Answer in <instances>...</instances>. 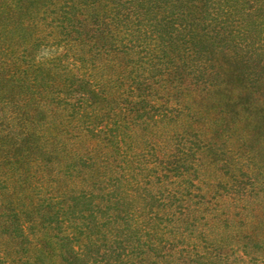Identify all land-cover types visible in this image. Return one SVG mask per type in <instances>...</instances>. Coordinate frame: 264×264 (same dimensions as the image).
Wrapping results in <instances>:
<instances>
[{
    "label": "rangeland",
    "instance_id": "374dc122",
    "mask_svg": "<svg viewBox=\"0 0 264 264\" xmlns=\"http://www.w3.org/2000/svg\"><path fill=\"white\" fill-rule=\"evenodd\" d=\"M109 1L104 2L111 7ZM117 7V12L122 17L127 14L128 20L145 17L142 21L146 24L159 23L162 36L171 37L175 50L188 47L194 50L193 56L185 57L193 64L183 77L187 83L186 109L197 111L198 115L184 124L191 125L188 130L191 141L194 136L190 130H195L194 125L199 127L196 135L203 140V146L195 162L194 174L199 178L194 181L207 190V197L202 205L192 203L180 236L181 244L176 249L196 252L198 257L195 256L194 263L187 257H179L167 228L164 234L168 236L167 242H163L160 251L149 252L147 264H264V0H120ZM57 16L63 24L70 18L68 14L46 10L40 1L0 0V258L4 260L18 256L29 257L34 264L65 263L64 253L59 256L54 250L58 246L53 238L56 231L39 230L40 225L56 218L57 207L48 206L45 197L63 189L68 195L71 193L70 178L55 174L53 163L57 158L53 151L62 136L57 135V142L48 140L44 128L48 120L57 123L49 109L64 96H57L54 89L57 79L45 69L55 52L44 39L42 29ZM106 17L103 15L104 22L96 19L93 35L89 36L92 33L89 27L88 36L83 38L86 49L96 58L99 55V59H108L113 52L109 43L114 42V35L106 38L103 34L108 27ZM119 37L116 32V41ZM220 65L228 67L232 74L229 77L222 74L226 69L222 70ZM22 70L28 76L23 78ZM215 82L220 85L219 103L203 101L205 89ZM229 89L237 94L224 103ZM147 124L142 133L149 136L151 123ZM148 139L147 143L140 140L135 157L128 156L130 148L125 151L124 159L131 171L126 177L118 169L122 159L111 152L110 175L121 178L116 190L105 189L102 195H106L97 200L103 209L101 232L106 231L112 237L117 264H125L124 251L129 241L125 178L132 183L141 181L142 189L130 193L135 198L136 211L144 216L146 228L159 227L166 216L164 211H172L165 207L166 191L171 185L157 180L158 166L154 174L151 172L156 169L157 162L154 164L152 160L157 158V152L154 155L150 149L153 137ZM67 141L63 140L64 145H68ZM195 145L198 147L199 143ZM94 148V153H98L101 145ZM140 171L152 177H141ZM34 187L40 191L39 196L32 194ZM144 189L151 190L148 193ZM197 208L199 211L193 212ZM166 224L171 225L168 221ZM49 227H55V221ZM38 231L41 236L35 239L33 235ZM137 234L153 245L165 238L161 234L152 235V231ZM37 240L43 241L42 252L36 251ZM190 242L197 249L194 246L190 249ZM49 251L52 258L47 260ZM38 253L44 257L34 261ZM76 264L93 263L85 255Z\"/></svg>",
    "mask_w": 264,
    "mask_h": 264
},
{
    "label": "trees",
    "instance_id": "16d2710c",
    "mask_svg": "<svg viewBox=\"0 0 264 264\" xmlns=\"http://www.w3.org/2000/svg\"><path fill=\"white\" fill-rule=\"evenodd\" d=\"M33 1L42 2L46 10L52 13L70 15L66 24L58 18L59 15L55 19L51 18L42 30L45 32L44 39L55 52L45 69L55 77L54 80L57 79L54 87L57 96L64 95L55 107L49 109L51 118L55 115L53 119L57 120V123L48 120L44 128L48 140L56 141L57 135L62 136L61 142L56 141L57 146L53 152L57 158L53 163L56 166L55 174L70 178L71 193L68 195L63 189L60 193L56 191V195L50 193L45 197L44 202L48 206L57 207L56 218L48 221L46 225H40L39 230L56 231L53 238L57 240L58 246L54 250L59 256L64 253V264H76V260L85 255H88L93 264H117L119 261L112 247L114 241H111L112 237L107 235L108 232H101L104 222L101 216L103 209L97 200H102V196L106 195H102L105 189H115L121 178L110 175L111 152L122 159L118 169L122 176L126 177L130 166L124 159L125 151L130 148L129 151L132 152L128 156L135 157L140 149V140L147 143L148 138L152 136L150 149L153 153L157 152V158L152 162L155 164L156 160L157 165L151 172L154 174L158 166L157 180L171 185L166 191L168 201L165 207H170L172 211H164L166 216L161 220L159 227L146 228L144 216L136 211V201L130 193L142 189L141 181L132 183L127 178L122 179L127 184L122 190L127 194L125 214L129 240L124 251L127 258L124 262L147 264L149 252L163 249V242L168 240V236L164 234L169 228L168 235L173 236L172 246L175 252L179 257H187L189 262L194 263L195 256L198 257L196 252L176 249L184 232V224L188 222L191 214L192 203L202 205L207 197V190L204 191L194 181L198 177L194 174L197 167L195 162L200 158L198 150L203 146V140L196 135L199 127L198 124L194 125L195 130H190L194 136L191 141V133L188 131L191 125L184 124L191 116L198 115L197 111L192 113L190 108L186 109L187 83L183 77L193 64L187 62L185 57L193 56L194 50L192 47L182 51L175 50L171 37L162 36L159 23L146 24L142 21L145 17L138 21L136 17L128 20L127 14L122 17L117 12L120 0H110L111 7L105 4V0ZM103 15L107 16L108 22L103 34L106 38L114 35L115 40L109 43L112 55H107L108 59L100 57V60L99 55L96 58L86 49L83 38L88 36L89 27H92L89 36L93 35L94 22L96 19L102 20ZM123 20L126 24L122 23ZM134 21L137 23L132 26ZM116 32L120 35L118 41L115 38ZM221 67L222 70L226 69L222 74L228 77L232 74L228 67L220 65ZM20 72L23 78L28 76L26 70ZM73 85L83 89H74ZM219 88L217 82L208 85L205 89L207 93L201 99L219 103ZM227 92L224 103L231 101L237 94L230 89ZM185 110L188 114H185ZM177 116L180 118L176 119ZM147 123H151L149 136L142 133L143 126H149ZM63 140H66L68 145H64ZM198 143L197 147L195 144ZM97 144L101 145L100 152L94 153V146ZM129 162L132 164L133 161ZM190 171H193L192 174ZM140 176L147 179L152 177L151 174L142 175L141 171ZM58 180L59 178H56V182ZM143 182L146 181L143 179ZM145 190L149 193L151 189ZM32 194L39 196L40 191L34 187ZM199 208L193 212L199 211ZM58 215L60 218L57 219ZM53 221L55 227L51 228L49 226ZM167 221L171 225H167ZM146 230L152 231L154 236L161 234L165 238L153 245L137 234L138 231L146 233ZM39 232L33 235L35 239L41 236ZM188 244L190 249H193V246L197 249L192 242ZM35 245L39 246L36 251L42 252L40 247L43 246V241L37 240ZM63 248L67 251L64 252ZM45 253L43 251V254ZM50 254V251L47 252V260L52 258ZM42 257L38 253L34 261L41 260ZM0 264L34 263L29 257L23 259L17 256L5 260L0 258Z\"/></svg>",
    "mask_w": 264,
    "mask_h": 264
}]
</instances>
